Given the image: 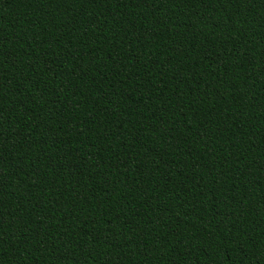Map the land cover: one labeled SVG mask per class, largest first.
<instances>
[{
	"label": "trees",
	"instance_id": "16d2710c",
	"mask_svg": "<svg viewBox=\"0 0 264 264\" xmlns=\"http://www.w3.org/2000/svg\"><path fill=\"white\" fill-rule=\"evenodd\" d=\"M0 264H264V0H0Z\"/></svg>",
	"mask_w": 264,
	"mask_h": 264
}]
</instances>
